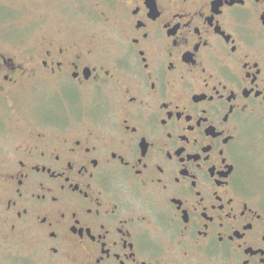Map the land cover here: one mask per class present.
Here are the masks:
<instances>
[{
  "label": "flooded vegetation",
  "instance_id": "1",
  "mask_svg": "<svg viewBox=\"0 0 264 264\" xmlns=\"http://www.w3.org/2000/svg\"><path fill=\"white\" fill-rule=\"evenodd\" d=\"M56 1L101 36L0 60V264H264V0Z\"/></svg>",
  "mask_w": 264,
  "mask_h": 264
},
{
  "label": "rangeland",
  "instance_id": "2",
  "mask_svg": "<svg viewBox=\"0 0 264 264\" xmlns=\"http://www.w3.org/2000/svg\"><path fill=\"white\" fill-rule=\"evenodd\" d=\"M90 11H85L82 15L91 14V20L84 18L78 21L60 12L56 0H0V60L10 58L25 63L31 57L33 48L43 44V40L59 41L62 36L69 39L74 26L81 28V32L91 30L96 37H100L101 34L96 32L100 30L102 10L91 7ZM75 15L73 11L71 17ZM11 78L13 82L0 81V112H7L9 116L5 124L20 123L17 121L19 111L24 110L28 101L27 110H38L39 113L47 110L38 109L33 100L22 93L23 87L29 83L28 78L21 73H13Z\"/></svg>",
  "mask_w": 264,
  "mask_h": 264
}]
</instances>
